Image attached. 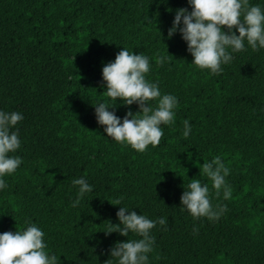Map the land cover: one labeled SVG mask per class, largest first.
<instances>
[{"label": "trees", "instance_id": "1", "mask_svg": "<svg viewBox=\"0 0 264 264\" xmlns=\"http://www.w3.org/2000/svg\"><path fill=\"white\" fill-rule=\"evenodd\" d=\"M249 3L264 9V0ZM180 8L191 11L188 0H0V111L24 117L11 129L22 163L3 177L0 234L30 221L58 264H118L109 250L142 238L105 233L125 207L167 220L151 230L148 264H264V48L245 41L219 75L201 70L179 31L168 37ZM122 47L148 56L146 79L178 100L175 123L143 153L107 137L95 115L104 101L121 120L139 111L104 93L102 69ZM216 156L230 169L227 200L200 175ZM79 178L93 191L73 207ZM192 178L209 185L214 207H227L219 220L194 219L181 205Z\"/></svg>", "mask_w": 264, "mask_h": 264}, {"label": "clouds", "instance_id": "2", "mask_svg": "<svg viewBox=\"0 0 264 264\" xmlns=\"http://www.w3.org/2000/svg\"><path fill=\"white\" fill-rule=\"evenodd\" d=\"M188 4L191 11L187 8L176 10L168 37L179 31L187 44V51L193 57L192 64L199 69L219 75L223 71L222 65L233 59L229 49L233 53L244 51L245 41L253 51L264 48V9L259 5H250L249 0H188ZM166 59L157 55L156 63L163 66ZM149 71L148 56L122 47L115 60L102 69L106 84L104 93L113 101L119 98L124 105L137 104L139 111L134 114L129 110L121 120L114 111H109L115 106H109L107 101L94 106L97 122L104 126L107 137L141 153L149 145L156 147L160 144L164 135L161 125L175 123L174 109L178 106L174 95H162L158 83L146 79ZM153 101L156 102L155 106L151 103ZM23 119L20 112L0 111V189L7 187L3 177L14 174L22 163L21 157L12 155L20 148L21 141L18 132L11 129ZM183 123V136L187 138L191 127L188 120ZM229 173L230 169L220 156L210 162L204 161L200 167V175L211 181L215 195L219 197L223 191L226 200L232 196V188L225 179ZM72 183L79 186L77 198L72 204L76 207L86 193L93 191V186L84 178L74 179ZM187 189H184L180 201L194 219L206 217L216 221L227 211L224 205L213 206L209 185L200 179L192 178ZM122 199H117L113 205H119ZM116 215L120 223L111 224L115 230L110 228L106 234L118 232L121 236L129 237L132 233L142 238L117 242L109 250L110 258H115L118 264H148V254L153 251L155 243L151 230L157 223L165 226L166 218L151 220L125 207H120ZM26 223L29 226L25 230L16 229L0 234V264H58L57 256L46 251L44 232L30 221ZM105 264H113L112 259Z\"/></svg>", "mask_w": 264, "mask_h": 264}]
</instances>
